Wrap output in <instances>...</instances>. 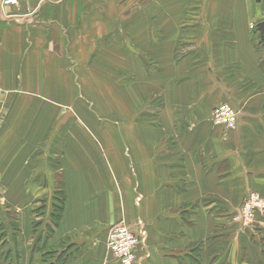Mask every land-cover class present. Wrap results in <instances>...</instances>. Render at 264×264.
Instances as JSON below:
<instances>
[{"label":"crops","instance_id":"1","mask_svg":"<svg viewBox=\"0 0 264 264\" xmlns=\"http://www.w3.org/2000/svg\"><path fill=\"white\" fill-rule=\"evenodd\" d=\"M160 1L155 22L170 25L177 38L182 4L192 9L198 0ZM204 1L213 27L184 28L188 53L157 47L159 55L183 58L173 59L177 67L168 78L175 82L161 91L168 101L154 126L135 131L122 121L115 130L112 123L111 136L98 133L95 140L80 127L70 138L52 136L51 104L57 99L64 108L66 80L83 77L95 46L118 42L135 54L128 38L146 37V0H24L0 11L1 185L7 192L41 191L60 173L66 195L50 234L43 218L30 216L29 202L20 207L19 231L6 237L7 249L0 247V264L4 251L3 264H120L106 249L107 230L121 221L135 229V220L144 237L133 264H264V213L244 229L231 218L246 192L264 195V88L258 84L264 70L247 32L257 24L259 2ZM207 33L223 36L212 42ZM67 57L78 65L69 72ZM128 59L122 56V67ZM195 64L215 67L191 70ZM225 95L240 110L234 129L210 120ZM52 140L64 154L56 166L49 163Z\"/></svg>","mask_w":264,"mask_h":264},{"label":"rangeland","instance_id":"2","mask_svg":"<svg viewBox=\"0 0 264 264\" xmlns=\"http://www.w3.org/2000/svg\"><path fill=\"white\" fill-rule=\"evenodd\" d=\"M203 2L205 3L204 0L194 1V4L191 6L192 9L187 7L184 8L185 4H182V11H179L180 8L178 9L180 12L177 21L178 36L177 38H174L172 35H175V33L169 32L170 28L168 26L170 25L159 27V24L155 22L156 16L159 13H162L157 7L163 3H161L160 0H146L147 6L141 9V13L144 15L145 19L144 28H146V33H144V28L141 33H144L146 37L144 39L143 35L144 40L141 42V39L137 38V33L130 34L131 38H128V43L131 47H133L132 50L135 54H129L126 52L125 47L121 46V43L118 42L116 47H111V43L105 41L109 49L103 46H95L92 51L95 59L92 60L89 58V61L94 62H89V64L86 65V72H83V77L81 79H73V76H70L71 79L66 80V93L68 94L63 97L65 99L64 108H61V104H57V99L55 100L54 105L51 104L52 109L49 113L51 120V135H58L60 137L66 135L67 138H70L69 136L76 134L75 130H78L80 127L82 136L85 135L90 139H94V137L96 138V136H99L98 133H100V135L103 134V136L105 134L111 136L110 132H108L112 129V127L109 128V126H111L110 124L113 123L114 125H112L116 130L122 126V121H128L130 123L131 130L135 131L137 128H142L143 126H147L148 128L153 127V123L159 115L160 104L165 102V98L168 101V97L163 95L161 91H163L166 85L170 82H175V80L168 78L169 71L171 69H176L177 67V64L173 62V59L180 64L183 58L179 53L178 56L177 54H174L172 58H168L171 54H167L166 56L159 55L157 47L161 46L163 49H169V51L172 48L176 49V47H179V49L183 51V54L188 53L190 49L185 46L189 32L186 30L188 32V35H186L187 33L184 28L199 27L200 24H207L208 26L213 27L211 17L205 16V4ZM258 2L260 12L256 19L257 24H254V22L250 24L247 27V32L249 39L252 41L256 40L257 60L264 70V41L261 39L259 27V23L264 21V0H258ZM200 3L203 7L202 11L200 10L202 8ZM152 7H154V9H152ZM155 9H158V11ZM130 28L132 30L134 29V27ZM207 28L208 30L210 29L209 27ZM230 30L231 29H227L226 32ZM190 33L195 35L197 30L191 31ZM206 35L210 37L209 41L212 40V42L217 40V36H223L222 34L217 33H207ZM226 35L227 37L225 43L231 45L235 40L229 36V33ZM201 37L203 42H205L206 38H203L202 35ZM188 38L192 39L190 37ZM195 38L202 41L200 35ZM98 40V45H100L101 39ZM107 52L113 53L107 54ZM122 56L129 58L128 62L124 63V67L121 65ZM160 56L163 58L161 60L157 59ZM67 58L69 64H67L66 69L67 72H69L74 70V68L78 65L76 64L77 61L73 57ZM97 61H106L107 65L104 62ZM137 61H139V63ZM185 66L186 65L184 64L183 67ZM209 66H211V68L215 67L214 65L208 64H195L190 69L196 70L197 67L206 69ZM258 84L262 85L264 88V78H262ZM224 100L225 101L218 104H231L237 115L240 113L239 107L235 104L234 97L230 98L228 95H225ZM163 105H165V103ZM53 108H58L60 111H54ZM55 121H57L55 124L57 127H52V124ZM62 123L66 124L63 125ZM94 123L97 126L96 128L92 127V124ZM106 125L107 128L103 127ZM75 126L76 128H74ZM235 127L230 129H234ZM64 132L65 134H63ZM53 142L57 141L52 140L50 144V166L51 164L54 166H56V164H60L61 155H64L63 153L61 154L62 150H59L60 145L58 146V143L54 144ZM98 146L101 147L99 143ZM56 169L54 170L56 171ZM251 192L258 193L256 191H249L246 192L245 195ZM260 195L264 198L263 194ZM243 197L241 199V203ZM65 200L66 195L63 190H61L60 173L52 176L50 185L45 187L44 190H32L28 193L4 191L0 181L1 250L9 247V241L7 238H11L19 231L15 217L20 219L23 216L22 211H25V208L21 209V206L25 207V205L29 202L26 208L31 209L30 211L32 214H30V216L39 219L43 218L45 222L43 231L50 234L54 224L61 216ZM241 203L233 211L231 218L239 228L244 229L251 226L255 222L256 215L258 213H264V210H255L253 219L246 223L235 218L239 214ZM11 209H18L19 214L15 213ZM132 224H136L135 229L130 228L136 230L141 227L142 223L138 224V221L135 220ZM126 225L128 224L126 223ZM3 254L2 258L4 263L7 257ZM52 254L53 251L48 252L46 259H51L53 257Z\"/></svg>","mask_w":264,"mask_h":264},{"label":"built area","instance_id":"3","mask_svg":"<svg viewBox=\"0 0 264 264\" xmlns=\"http://www.w3.org/2000/svg\"><path fill=\"white\" fill-rule=\"evenodd\" d=\"M21 1L24 0H0V11L4 13L5 8L16 6ZM211 121L215 125L230 129L236 125L237 113L230 104L221 103L212 108ZM257 209L264 210V198L258 193H248L243 197L239 214L235 218L247 223L253 219ZM143 237L142 225L133 230L122 221L117 222L107 230L106 249L118 263L133 264L136 260V249Z\"/></svg>","mask_w":264,"mask_h":264},{"label":"water","instance_id":"4","mask_svg":"<svg viewBox=\"0 0 264 264\" xmlns=\"http://www.w3.org/2000/svg\"><path fill=\"white\" fill-rule=\"evenodd\" d=\"M259 27H260V34H261V39L264 41V21H261L259 23Z\"/></svg>","mask_w":264,"mask_h":264}]
</instances>
